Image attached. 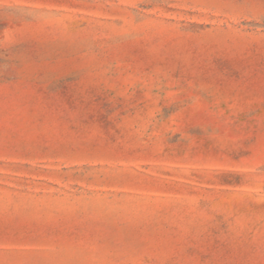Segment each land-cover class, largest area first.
<instances>
[{"label":"rangeland","instance_id":"obj_1","mask_svg":"<svg viewBox=\"0 0 264 264\" xmlns=\"http://www.w3.org/2000/svg\"><path fill=\"white\" fill-rule=\"evenodd\" d=\"M0 264H264V0H0Z\"/></svg>","mask_w":264,"mask_h":264}]
</instances>
